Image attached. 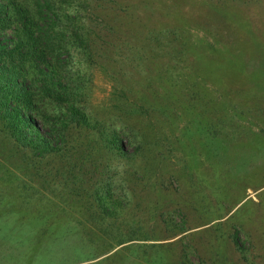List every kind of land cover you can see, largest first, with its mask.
I'll use <instances>...</instances> for the list:
<instances>
[{
    "label": "rangeland",
    "instance_id": "374dc122",
    "mask_svg": "<svg viewBox=\"0 0 264 264\" xmlns=\"http://www.w3.org/2000/svg\"><path fill=\"white\" fill-rule=\"evenodd\" d=\"M84 2L72 72L124 153L0 138V264H264V0Z\"/></svg>",
    "mask_w": 264,
    "mask_h": 264
},
{
    "label": "trees",
    "instance_id": "16d2710c",
    "mask_svg": "<svg viewBox=\"0 0 264 264\" xmlns=\"http://www.w3.org/2000/svg\"><path fill=\"white\" fill-rule=\"evenodd\" d=\"M83 4L84 0H0V138L21 151L29 165L72 157L70 143L84 152L91 145L100 154V142L119 156L124 153L119 132L102 140L89 128L82 71L72 72L75 57L97 55ZM94 15L90 11L88 18ZM156 40L153 37L151 43ZM129 87L119 97L125 98ZM136 105L142 110L139 101ZM90 134L95 136L87 137ZM53 137L58 140L57 150Z\"/></svg>",
    "mask_w": 264,
    "mask_h": 264
}]
</instances>
